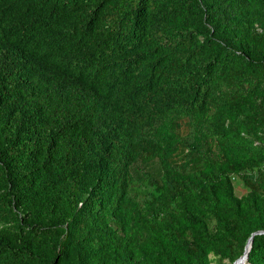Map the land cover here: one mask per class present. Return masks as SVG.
<instances>
[{
  "label": "trees",
  "instance_id": "obj_1",
  "mask_svg": "<svg viewBox=\"0 0 264 264\" xmlns=\"http://www.w3.org/2000/svg\"><path fill=\"white\" fill-rule=\"evenodd\" d=\"M258 230L264 0H0V264H233Z\"/></svg>",
  "mask_w": 264,
  "mask_h": 264
},
{
  "label": "water",
  "instance_id": "obj_2",
  "mask_svg": "<svg viewBox=\"0 0 264 264\" xmlns=\"http://www.w3.org/2000/svg\"><path fill=\"white\" fill-rule=\"evenodd\" d=\"M261 233H264V230H258V231H255L252 233V235L249 237L246 245H245V249H244V252L243 254L237 258L233 264H244L245 261L247 260V257H248V252L250 250V247H251V242H252V238H253V235L255 234H261Z\"/></svg>",
  "mask_w": 264,
  "mask_h": 264
},
{
  "label": "rangeland",
  "instance_id": "obj_3",
  "mask_svg": "<svg viewBox=\"0 0 264 264\" xmlns=\"http://www.w3.org/2000/svg\"><path fill=\"white\" fill-rule=\"evenodd\" d=\"M237 192L240 194L241 193V190L240 189H237Z\"/></svg>",
  "mask_w": 264,
  "mask_h": 264
}]
</instances>
